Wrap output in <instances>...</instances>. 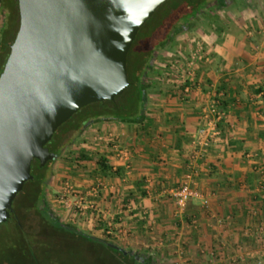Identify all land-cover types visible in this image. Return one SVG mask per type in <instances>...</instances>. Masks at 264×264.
<instances>
[{
	"label": "crops",
	"instance_id": "obj_1",
	"mask_svg": "<svg viewBox=\"0 0 264 264\" xmlns=\"http://www.w3.org/2000/svg\"><path fill=\"white\" fill-rule=\"evenodd\" d=\"M197 35L206 57L202 67L196 66L201 90L183 98L179 83L169 79L171 84H163L156 77L153 86L162 92L147 94L145 120L136 124L141 128H91L128 150L131 171L125 175L119 167L112 172L116 162L108 147L112 173L105 176L101 198H93L86 210L88 217L100 219L89 220L86 227L95 228L90 237L101 242L130 245L134 250L114 244L139 257L165 256L174 264L259 258L263 252L254 249L264 241H253L252 233L264 235V192H255L264 181V29ZM208 85L223 93L219 105L227 119L219 124L220 135L195 178L205 204L192 200L179 212L165 192L183 179Z\"/></svg>",
	"mask_w": 264,
	"mask_h": 264
},
{
	"label": "water",
	"instance_id": "obj_2",
	"mask_svg": "<svg viewBox=\"0 0 264 264\" xmlns=\"http://www.w3.org/2000/svg\"><path fill=\"white\" fill-rule=\"evenodd\" d=\"M166 1L17 0L18 29L0 73V226L33 178L31 163L55 159L45 147L54 132L128 87L130 46Z\"/></svg>",
	"mask_w": 264,
	"mask_h": 264
},
{
	"label": "rangeland",
	"instance_id": "obj_3",
	"mask_svg": "<svg viewBox=\"0 0 264 264\" xmlns=\"http://www.w3.org/2000/svg\"><path fill=\"white\" fill-rule=\"evenodd\" d=\"M3 14L4 13H0V20H2V22L4 20ZM6 14L5 20H8L7 17L9 14ZM157 14H159V12H157ZM236 18L238 20H236ZM235 21H237V23ZM191 23L193 24L192 29L185 32H178L163 51H157V56H155L156 59L153 63V67L158 68L154 71L157 76L154 75L155 77L153 78V72H150L147 79V84L149 85L147 87V94L162 92L155 90V86H153V82H156V77L162 79L163 84H171L168 81L169 79L177 83L183 82L181 69L184 67V64L192 52H199L196 64L200 67L204 65V59L206 57H204V51L202 50L201 37H198L197 34L209 35L213 30H220V32L224 33L226 30H233V28L238 30L242 28L246 33L250 32L251 34H253L255 30H263L264 0H226L218 4L209 3ZM147 36L148 32L141 31L137 34V39L143 40ZM156 65H158V67ZM197 74L198 77L202 76L198 71ZM88 108H83L81 111L75 113L67 122L59 127V131L57 130L59 133L56 131V133H58L57 139L62 140V147L55 162H52V160L45 166L44 175L48 178V182L44 201L46 209L61 225L72 228L87 236H91L92 230L95 228H87L86 223L91 219H100V217L96 215L91 216L90 214L88 217L86 210L91 206L90 202L93 201V198L101 196V192L105 186V176H109L101 174L95 161L98 158L106 159V157L111 156L107 149L113 146L115 142L111 139H105L102 135L94 134L91 128L141 127L136 126V124H128L125 127L122 125L124 123L117 121L113 123V125H108L106 122L113 121L101 120L88 121L82 124L80 120L86 115ZM145 109H147V107ZM79 155L86 156L89 158V161L78 160L77 157ZM97 182L102 184L101 191L95 197L87 195L88 190ZM195 182L196 180L194 179V183ZM65 183L73 186L77 194L82 197L81 210L75 207L66 209L60 203L59 196ZM27 187L28 185L25 184L21 192L15 197L12 203L13 211L16 210L19 212L18 208L27 202L30 195ZM40 207V204L37 205L38 209H40ZM41 214L43 217H46L45 214ZM18 218L21 222L22 218L19 215ZM10 224L11 222L8 220L0 226V264H37V261L38 264H49L46 259L49 254L52 256L49 261L50 264H117V261H115L110 251H106L94 243L82 240L71 241L67 244L61 238L52 240L42 236H31L26 240L28 246L31 245L34 253L37 254V256L34 254L29 256L25 253H21L23 252L22 247L24 243L16 239L13 234L9 236L8 227ZM60 233L62 237L66 235H64L63 232ZM252 234L253 241H264L263 234H255L254 232ZM52 243H57L55 245L57 250H52L53 253L51 254L47 252L46 247L49 245L52 246ZM110 244L119 245L118 243L111 242ZM120 245L131 248L130 245ZM254 250L263 252V255H259V258L248 256L244 257L243 260L241 258H236L234 261L230 260L228 264H264V246L260 244ZM39 251L41 253L43 251L44 253H40L39 255ZM154 251H156V249ZM39 257L40 259H38ZM34 258L36 262L33 260ZM141 258L146 264H174L171 263V261L167 262L168 260L165 256H163V259H158L155 256H149V254L143 253ZM176 264L180 263L177 262Z\"/></svg>",
	"mask_w": 264,
	"mask_h": 264
},
{
	"label": "trees",
	"instance_id": "obj_4",
	"mask_svg": "<svg viewBox=\"0 0 264 264\" xmlns=\"http://www.w3.org/2000/svg\"><path fill=\"white\" fill-rule=\"evenodd\" d=\"M225 1L226 0H168L159 6L153 16L148 19L137 32V34L141 31L148 32V36L140 40L139 38L137 39L136 34L127 53L126 72L129 83L128 87L120 96L115 97L113 101L93 103L84 107H89L90 109L88 108L86 115L80 120L81 123L85 124L88 121L101 120L117 121L134 125L142 124L145 120V99L147 96V87L149 86L147 84V79L152 71L157 51H163L178 32H185L192 29L193 24L191 21H193L209 3L218 4ZM0 10L4 13V20L0 29L1 73L9 53L10 44L18 29L19 16L17 0H0ZM157 12H159V14H157ZM6 13L9 14L7 17L8 20H5ZM184 86V82L179 83L178 89L180 95H182ZM56 131L45 146L50 148V152L55 155V159L58 157L62 147V140L57 139L59 130L57 131L58 133H56ZM55 159L52 162H55ZM77 159L89 161V158L84 155H79ZM95 162L101 174L111 175V167L106 159L98 158ZM45 166L40 168L37 161L31 163L30 174L33 178L25 183L28 185L27 188L29 189L30 195L27 202L18 208L19 212L14 210L9 218L11 224L8 227V234L9 236L13 234L16 239L24 243L22 247L23 252L21 253H25L29 256L32 254L37 256L32 246H28L26 240L31 236H42L52 240L61 238L67 244L71 241L82 240L94 243L102 249L110 251L115 261H117V264H146L143 262L142 258L135 253L128 252L117 246V249H115L112 247L115 245L101 242L72 228L63 226L52 217L46 209L44 201L48 182V178L44 175ZM39 204L41 206L40 209L37 208ZM41 213L45 214L46 217H43ZM18 215L22 218L21 222L19 221ZM60 232L66 235L62 237ZM56 244L57 243H52V246H45L47 252L52 254V250L56 251ZM40 253L39 251L38 254L40 255ZM43 253L42 251L41 254ZM51 257L50 254L46 257L49 264ZM38 259H40V257ZM33 260L36 262L35 258ZM36 263L38 264V261Z\"/></svg>",
	"mask_w": 264,
	"mask_h": 264
},
{
	"label": "built area",
	"instance_id": "obj_5",
	"mask_svg": "<svg viewBox=\"0 0 264 264\" xmlns=\"http://www.w3.org/2000/svg\"><path fill=\"white\" fill-rule=\"evenodd\" d=\"M199 52H192L182 70V81L185 86L182 90V97H186L194 90H201L202 82L196 71V61ZM205 101L200 106V119L202 125L196 131L191 141V152L187 158L185 165V173L179 186L167 190L165 193L172 199L176 209L182 212L188 202L192 200H201L205 204L202 194L196 189L194 179L198 176L203 163L208 155L209 148L212 143L217 140L220 135L218 126L227 119V113L220 108V98L223 97L222 92L216 93L213 87L207 86L205 91ZM113 158L116 165L112 167V172H117L121 167L125 175H129L131 171L130 154L126 148L118 145L116 141L112 146ZM246 158H252V154H246ZM264 177V176H263ZM102 189V184L95 183L87 192V195L95 197ZM256 193L264 192V181H261L255 187ZM73 202H71V201ZM82 197L77 194L73 186L65 183L64 188L59 196L60 203L66 208L75 207L81 210Z\"/></svg>",
	"mask_w": 264,
	"mask_h": 264
},
{
	"label": "flooded vegetation",
	"instance_id": "obj_6",
	"mask_svg": "<svg viewBox=\"0 0 264 264\" xmlns=\"http://www.w3.org/2000/svg\"><path fill=\"white\" fill-rule=\"evenodd\" d=\"M48 150H49V152H50V148L49 147H46Z\"/></svg>",
	"mask_w": 264,
	"mask_h": 264
}]
</instances>
